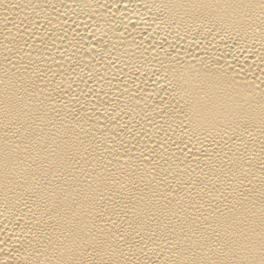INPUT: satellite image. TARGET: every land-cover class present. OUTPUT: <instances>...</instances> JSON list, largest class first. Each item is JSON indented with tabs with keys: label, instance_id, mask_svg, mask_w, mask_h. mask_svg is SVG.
<instances>
[{
	"label": "bare ground",
	"instance_id": "1",
	"mask_svg": "<svg viewBox=\"0 0 264 264\" xmlns=\"http://www.w3.org/2000/svg\"><path fill=\"white\" fill-rule=\"evenodd\" d=\"M0 264H264V0H0Z\"/></svg>",
	"mask_w": 264,
	"mask_h": 264
}]
</instances>
